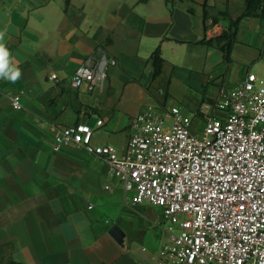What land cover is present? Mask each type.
Masks as SVG:
<instances>
[{"label": "crops", "instance_id": "obj_1", "mask_svg": "<svg viewBox=\"0 0 264 264\" xmlns=\"http://www.w3.org/2000/svg\"><path fill=\"white\" fill-rule=\"evenodd\" d=\"M245 9L246 0H0V29L22 72L15 83L0 80V246L14 260L162 264L177 229L163 209L130 203L106 162L78 145L55 151V136L83 122L95 128L94 145L123 152L131 118L151 105L179 107L201 132L206 117L225 115L215 106L223 89L251 71L264 79V19H242L230 61L204 42ZM99 46L116 60L104 83L74 88L73 74ZM8 93H21L24 107ZM115 225L122 243L110 234Z\"/></svg>", "mask_w": 264, "mask_h": 264}, {"label": "built area", "instance_id": "obj_2", "mask_svg": "<svg viewBox=\"0 0 264 264\" xmlns=\"http://www.w3.org/2000/svg\"><path fill=\"white\" fill-rule=\"evenodd\" d=\"M115 62L99 46L71 85H102L100 76ZM6 97L24 107L21 93ZM215 106L225 115L206 117L201 132L179 107L151 105L131 118L123 152L94 145L95 128L83 122L62 127L54 150L81 146L109 165L130 203L163 209L177 229L168 232L162 264H264V79L251 71L223 89Z\"/></svg>", "mask_w": 264, "mask_h": 264}, {"label": "trees", "instance_id": "obj_3", "mask_svg": "<svg viewBox=\"0 0 264 264\" xmlns=\"http://www.w3.org/2000/svg\"><path fill=\"white\" fill-rule=\"evenodd\" d=\"M208 17V11L207 8L205 10V18ZM245 17H260L264 19V0H246V9L245 12L237 17L236 19H231L229 30L223 32L220 36L210 39L207 41H204L208 44H215L219 46L222 50V52L225 53V58L227 61L231 60V51L234 46V44L237 42V36H238V30L239 25L242 19ZM152 63L155 68V76H159L162 72V67L164 64V59L161 56V50L158 48L152 55ZM6 249L3 246H0V264H25L23 262H19L14 260L9 253V257L5 261V263L2 262V252Z\"/></svg>", "mask_w": 264, "mask_h": 264}, {"label": "clouds", "instance_id": "obj_4", "mask_svg": "<svg viewBox=\"0 0 264 264\" xmlns=\"http://www.w3.org/2000/svg\"><path fill=\"white\" fill-rule=\"evenodd\" d=\"M6 29H0V80H6L15 83L21 78L22 72L17 67L11 57V53L6 46Z\"/></svg>", "mask_w": 264, "mask_h": 264}, {"label": "water", "instance_id": "obj_5", "mask_svg": "<svg viewBox=\"0 0 264 264\" xmlns=\"http://www.w3.org/2000/svg\"><path fill=\"white\" fill-rule=\"evenodd\" d=\"M122 231L120 230V228L118 226H114L111 230H110V234L119 242L122 243L123 242V233H121Z\"/></svg>", "mask_w": 264, "mask_h": 264}, {"label": "rangeland", "instance_id": "obj_6", "mask_svg": "<svg viewBox=\"0 0 264 264\" xmlns=\"http://www.w3.org/2000/svg\"><path fill=\"white\" fill-rule=\"evenodd\" d=\"M176 231V229H175ZM9 250L8 249H4L3 252L1 253L3 258L1 259L3 263H5V261L7 260V258L9 257ZM2 264V263H1Z\"/></svg>", "mask_w": 264, "mask_h": 264}]
</instances>
